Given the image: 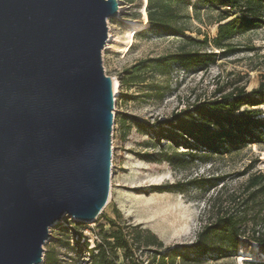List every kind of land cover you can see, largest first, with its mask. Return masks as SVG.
Wrapping results in <instances>:
<instances>
[{
    "label": "water",
    "instance_id": "obj_1",
    "mask_svg": "<svg viewBox=\"0 0 264 264\" xmlns=\"http://www.w3.org/2000/svg\"><path fill=\"white\" fill-rule=\"evenodd\" d=\"M117 0H0V264H43L50 230L94 224L111 178Z\"/></svg>",
    "mask_w": 264,
    "mask_h": 264
},
{
    "label": "rangeland",
    "instance_id": "obj_2",
    "mask_svg": "<svg viewBox=\"0 0 264 264\" xmlns=\"http://www.w3.org/2000/svg\"><path fill=\"white\" fill-rule=\"evenodd\" d=\"M117 1L120 4L119 14L108 21L109 43L101 53L105 74L117 82L111 134V187L102 215L116 219L121 226L140 225L142 229L155 234L163 244L162 254L174 248L185 249L183 251L186 252L192 249L203 225L213 222L219 213L233 210L237 204L234 200L239 201L238 197H246L244 189L249 176L264 175V136L261 143H247L236 150L210 157L208 161L199 160L183 167H172L168 163H147L139 158L138 153L153 152L144 146L152 137L138 130L134 120L153 124L165 121L181 110L193 108L199 102L213 100L237 89H244L245 92L257 90L264 84V26L235 37L231 41L232 49L237 51L235 54L219 56L221 52L211 45L217 33V14L205 7L193 9L195 0H191L186 8L180 10L184 17V36L198 41L208 39L209 45L200 50L216 53L218 58L215 62L188 73L172 69L169 75L148 74L142 84L131 89L121 88L120 76L138 61L175 54L181 50L195 51L196 48L181 38L152 36L140 39L134 36L136 32H131L132 27L127 25V21L141 23L143 0H132L131 4L127 0ZM155 89H159L162 95L158 96ZM218 91L222 94L218 95ZM254 110L259 111L260 120H263L264 105ZM123 121L125 124L122 126ZM178 151L182 153L185 149ZM195 178H221L222 181L212 189L199 190L187 186L183 192H153V188L183 185ZM68 220L69 224L75 223L72 219ZM104 223L100 219L87 225L86 229L82 228L83 235L90 242L93 241L99 233L98 226ZM62 228L56 224L50 230L51 238L43 246L45 255L54 252L62 263L87 264L88 255L80 254L77 258L61 248L60 242L64 237L60 236ZM252 245L241 240L234 257L207 256L201 260V264H264L239 260L241 253L253 251ZM153 250L156 249L149 251ZM262 255L259 250L258 256ZM135 257L147 264L151 262L152 254L148 251L137 252ZM118 264H124L121 257ZM175 264H181L179 258Z\"/></svg>",
    "mask_w": 264,
    "mask_h": 264
},
{
    "label": "trees",
    "instance_id": "obj_3",
    "mask_svg": "<svg viewBox=\"0 0 264 264\" xmlns=\"http://www.w3.org/2000/svg\"><path fill=\"white\" fill-rule=\"evenodd\" d=\"M190 1L143 0L141 23L127 21V25L132 27L131 32H136L134 36L140 39L152 36L181 38L196 50H181L175 54L138 61L122 73L119 87L131 89L132 86L142 84L148 74L169 75L172 69L188 73L215 62L218 58L216 53L200 50L209 45L208 39L198 41L184 36V17L180 10L186 8ZM127 2L131 4L132 0ZM199 7L217 14V33L211 45L221 52L219 56L222 57L237 52L231 44L235 37L264 26V0H195L193 9L199 10ZM155 90L158 96L162 95L159 89ZM234 91L210 101L199 102L193 108L172 114L165 121L144 124L133 119L138 130L152 137L144 146L153 152L142 155L138 153L139 158L147 163L163 162L172 167H183L199 160L208 161L210 157L236 150L247 143L263 142L264 119L260 120V113L254 108L264 105V84L251 92H245L244 89ZM217 93L222 94L221 91ZM244 107L246 109L242 110ZM122 123L123 126L125 121ZM164 142L167 143L164 145ZM179 149H185V152L179 153ZM220 181L221 178H195L183 185L153 188V192H183L187 186L199 190L212 189ZM244 192L246 197L234 200L237 204L233 210L219 213L213 222L201 227L195 244L186 252L183 251L185 249L174 248L162 254L163 244L155 234L142 229L140 225L121 226L116 219L102 214L97 221L101 219L105 223L98 226L99 233L91 242L83 235L82 228H87L85 225L78 222L69 224V220L63 218L59 224V227H63L60 236H64L60 245L77 258L80 254L85 257L88 255L87 264H118L119 257L124 264H143L135 257L137 252L143 251L152 254L151 262L147 264H175L177 258L181 264H201V260L207 256L234 257L241 240H245L253 244V251L241 253L239 260L264 262V175L249 176ZM115 213L118 216V212ZM153 248L156 250L149 251ZM259 250L262 256H258ZM43 264L68 263H62L53 252L45 255Z\"/></svg>",
    "mask_w": 264,
    "mask_h": 264
},
{
    "label": "bare ground",
    "instance_id": "obj_4",
    "mask_svg": "<svg viewBox=\"0 0 264 264\" xmlns=\"http://www.w3.org/2000/svg\"><path fill=\"white\" fill-rule=\"evenodd\" d=\"M117 82L113 80V88H114V93L116 94L117 92Z\"/></svg>",
    "mask_w": 264,
    "mask_h": 264
},
{
    "label": "built area",
    "instance_id": "obj_5",
    "mask_svg": "<svg viewBox=\"0 0 264 264\" xmlns=\"http://www.w3.org/2000/svg\"><path fill=\"white\" fill-rule=\"evenodd\" d=\"M93 247V246H92Z\"/></svg>",
    "mask_w": 264,
    "mask_h": 264
}]
</instances>
